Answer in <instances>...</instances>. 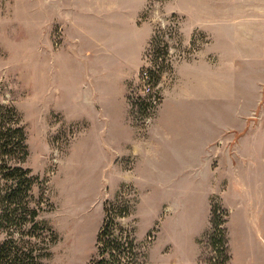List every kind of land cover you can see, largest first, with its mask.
Returning a JSON list of instances; mask_svg holds the SVG:
<instances>
[{
  "label": "rangeland",
  "instance_id": "1",
  "mask_svg": "<svg viewBox=\"0 0 264 264\" xmlns=\"http://www.w3.org/2000/svg\"><path fill=\"white\" fill-rule=\"evenodd\" d=\"M58 1L0 0V103L14 106L22 116L30 151L25 165L37 177L34 193L42 207L40 219L57 234L44 263L88 264L98 254L97 237L105 218V204L128 200L131 214L121 221L133 229L144 264H264L260 260L252 262L251 253L257 250V244L251 240L246 221L251 197L244 204L233 176L228 178L224 193L232 207L230 259L222 252L220 231L216 232L218 242L212 245V208H222L220 223L228 211L218 194L229 169L218 165V151L206 146L191 149L193 164L186 165L178 164L183 160L176 159L177 151L169 147L170 143L157 139L155 144L160 147L151 142L146 145L161 108L160 103L149 115L143 103L141 72L148 55L154 47L168 46L175 58L188 56L202 45L201 27L218 25L215 20L225 13L229 0H141L142 20L152 23L155 32L145 62L130 82L129 116L137 127L133 129L138 139L134 144L140 149L135 154L130 151L134 144L124 142L128 133L100 134L97 123L87 130L90 119L77 115L74 98L67 92L72 87L66 85L65 67L72 59L87 61L88 55L78 51L89 45L82 41L75 49L79 48L78 55L72 52L73 39L63 36L62 23L50 15L54 8L50 4ZM245 2L240 10L247 14L251 2ZM170 59L169 55V64ZM169 73L168 67L157 83L162 97L164 87L171 82ZM227 88L228 92L234 90ZM237 101L212 98V137L218 128L219 110L228 125L243 126L245 121L241 123L234 113L242 105ZM202 105L197 97L190 101L191 123L202 121ZM250 105L256 103L245 102L242 107L245 110ZM164 123L157 129L159 134L156 131L163 142L166 139L160 132ZM144 146L149 148L145 150ZM226 150L229 152L228 144ZM3 238L0 234V240ZM257 256L263 257L261 253Z\"/></svg>",
  "mask_w": 264,
  "mask_h": 264
},
{
  "label": "crops",
  "instance_id": "2",
  "mask_svg": "<svg viewBox=\"0 0 264 264\" xmlns=\"http://www.w3.org/2000/svg\"><path fill=\"white\" fill-rule=\"evenodd\" d=\"M250 2L251 11L247 9L245 14V0L227 1L225 13L215 20L218 25L212 29L201 27V47L181 58L170 54L171 82L164 87L161 108L146 145L151 142L160 147L158 143L155 144L157 139L170 143L169 147L177 151L176 159L183 160L178 164L186 165L193 164L190 161L193 157L191 149L206 146L217 150L218 165L221 168L225 165L229 169L224 179L226 183L221 188L223 190L217 193L229 212V242L232 207L226 203L224 193L229 185L228 178L233 176L239 183L240 199L244 204L245 199L251 197L249 204L252 207L249 205L246 221L251 240L257 244V250L251 253L252 262L260 260L264 263V102L260 107V102L264 101V0ZM50 5L54 7L50 15L62 23L63 36L74 41L72 52L78 55L79 48L75 49L82 41L89 45V48L78 51L81 55H88L87 61L84 58L72 59L74 61L69 60L70 64L65 67L66 85L72 87L67 92L74 98L77 115L90 119L87 130L91 131L97 123L101 128L100 134L125 132L129 135L124 140L125 144L133 145L138 139L133 130L137 127L129 116L130 82L143 66L144 56L155 32L152 23L142 20L143 2L60 0ZM230 86L234 90L228 92L227 87ZM194 97L203 103L202 121L199 120L197 124L191 123L189 109ZM212 98L223 102L238 100L242 105L255 102L256 105L252 104L245 110L242 105L235 108L238 120L241 123L245 121L243 126L228 125L223 112L219 110L216 121L218 128L214 129L212 137ZM163 122L166 126L160 133H164L165 142L159 140L161 137H156V131ZM157 132L159 134V130ZM227 144L229 152L226 150ZM133 147L130 151L134 154L140 150L139 144ZM147 148L143 147L145 150ZM259 253L263 257L259 258Z\"/></svg>",
  "mask_w": 264,
  "mask_h": 264
},
{
  "label": "trees",
  "instance_id": "3",
  "mask_svg": "<svg viewBox=\"0 0 264 264\" xmlns=\"http://www.w3.org/2000/svg\"><path fill=\"white\" fill-rule=\"evenodd\" d=\"M151 54L154 64L159 65L151 70V81L162 102L157 83L166 69L171 68L168 46L154 47ZM146 99L143 103L147 112ZM134 104L139 107L137 101ZM29 154L21 114L14 106L0 103V234L4 235L0 240V264H45L51 245L57 241L55 230L40 219L42 207L34 193L37 177L25 165ZM131 209L128 200L105 204V218L97 237L98 254L88 264H144L133 229L121 221L131 214ZM220 211V206H213L212 245L218 242L216 232L220 231L222 252L229 260V212L220 223Z\"/></svg>",
  "mask_w": 264,
  "mask_h": 264
},
{
  "label": "built area",
  "instance_id": "4",
  "mask_svg": "<svg viewBox=\"0 0 264 264\" xmlns=\"http://www.w3.org/2000/svg\"><path fill=\"white\" fill-rule=\"evenodd\" d=\"M159 65L154 64L152 54L148 55V62L141 72V79L143 81V90L145 97H147V114L151 115L156 111V108L161 103L159 95L151 81V70L157 69ZM144 97V98H145Z\"/></svg>",
  "mask_w": 264,
  "mask_h": 264
}]
</instances>
